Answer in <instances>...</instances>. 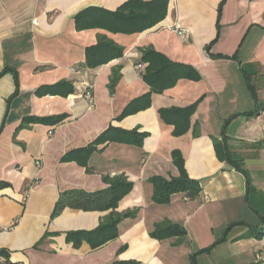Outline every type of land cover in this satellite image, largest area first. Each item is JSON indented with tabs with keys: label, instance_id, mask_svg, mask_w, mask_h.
I'll return each mask as SVG.
<instances>
[{
	"label": "crops",
	"instance_id": "obj_1",
	"mask_svg": "<svg viewBox=\"0 0 264 264\" xmlns=\"http://www.w3.org/2000/svg\"><path fill=\"white\" fill-rule=\"evenodd\" d=\"M128 1L0 0V251L10 264H264V236L244 237L263 227L255 209L264 196V143L255 145L264 141V111L239 117L227 129L229 146L243 159L251 186L243 172L218 158L214 147L226 120L255 110L242 67L257 69L255 80L264 78V0H170L167 18L138 36L75 29L74 18L83 10L116 11ZM180 31L189 36L188 43ZM105 34L126 53L88 70L85 50ZM147 48L193 66L202 79L180 80L154 94L150 108L117 121L133 100L150 92L141 63ZM117 68L120 79L111 92ZM62 81L74 85V94H36ZM90 85L92 103L85 97ZM260 88L264 103V81ZM201 98L190 131L174 137V127L164 124L158 111L185 108ZM63 114L68 119L57 126L18 130L24 118ZM109 126L148 137L142 148L98 146L89 159L90 173L77 162L63 161ZM174 151L182 154L201 192L196 198L176 194L169 204H157L150 178L179 176ZM107 175H124L134 185L117 211L139 209V214L120 224L117 239L97 249L86 241L75 247L66 233L95 230L109 212L66 207L54 217L55 207L63 193L106 189ZM164 222L181 226L185 237L153 238L151 231Z\"/></svg>",
	"mask_w": 264,
	"mask_h": 264
},
{
	"label": "trees",
	"instance_id": "obj_2",
	"mask_svg": "<svg viewBox=\"0 0 264 264\" xmlns=\"http://www.w3.org/2000/svg\"><path fill=\"white\" fill-rule=\"evenodd\" d=\"M170 0H153L146 2L144 0H129L120 6L116 11H109L103 8H87L80 12L74 18L75 29L78 32L87 30H104L107 33L124 36H138L143 32L154 28L163 22L168 16V7ZM127 48L116 43L106 34L100 35L95 45H92L85 50L84 67L88 70L99 69L110 62L124 57ZM213 58H223L221 56ZM237 58V57H235ZM141 63L146 65L143 73L144 82L150 87V92L133 100L116 119L122 121L130 115H134L140 111H144L151 107L152 97L154 94H163L165 91L174 88L180 80L200 81V73L191 65L178 63L170 60L167 56L157 52L153 48H147L142 51ZM242 67V72L246 80L249 92L255 104V110L244 114H236L226 120L221 139H214V147L218 158L226 162L232 168L241 171L248 179V185L251 186L248 174L243 169V159L232 153L227 138V129L230 124L239 117H257L260 112L264 111V103L258 96V89L255 82L257 76L256 70L254 73H248ZM252 68V67H250ZM253 69V68H252ZM120 79V68L114 69L110 78V91L114 88ZM91 86V85H90ZM75 88L71 82L62 81L53 85L40 87L36 94L39 97L44 96H60L67 98L74 94ZM203 98L185 108H167L158 111L160 120L174 127L173 136L181 137L186 135L191 129L192 116L196 113L197 107ZM68 119L67 114L51 117H27L24 118L19 129L29 127L34 124H46L57 126ZM198 131V127L196 132ZM148 137L145 133H139L137 130L125 131L120 128L109 126L96 140L86 147L79 148L68 152L63 161L77 162L80 166L86 168L87 172H91L89 168V159L97 150L98 146L107 143H119L142 148L144 140ZM263 142L258 143L255 147L260 148ZM173 163L179 171V176L167 180L160 176L150 178V182L154 186L153 200L157 204H169L172 197L176 194L185 193L191 198H196L201 187L198 181L189 177L185 161L179 151L172 153ZM103 181L108 185L104 190L87 193L84 191H69L63 193L57 203L53 216H57L61 210L70 207L75 210L82 211H100L109 212L103 218L100 225L92 231H71L66 233L68 243H73L75 247H79L82 242L86 241L92 249H97L106 243L115 240L120 235V224L128 218H136L139 214V209L118 212L119 203L131 193L133 183L124 175L110 177L103 176ZM250 192L252 191L249 188ZM254 195V194H252ZM260 201L256 205V212L261 215L263 227L260 229L250 230L244 237L254 236L261 238L264 236V196H260ZM150 235L158 240H163L169 237H185V230L178 225L164 222L155 226ZM0 256H5L7 263L9 262L8 254L0 251ZM113 264H137L135 262H115Z\"/></svg>",
	"mask_w": 264,
	"mask_h": 264
},
{
	"label": "built area",
	"instance_id": "obj_3",
	"mask_svg": "<svg viewBox=\"0 0 264 264\" xmlns=\"http://www.w3.org/2000/svg\"><path fill=\"white\" fill-rule=\"evenodd\" d=\"M179 33V36L181 38V40L184 42V43H188L189 42V36L185 33V32H178ZM91 86H88V90L86 91L85 93V97L88 101H90L92 103L93 101V95L92 93L90 92L91 90ZM260 258V257H259ZM0 263L2 264H8L7 263V259L5 258V256H0Z\"/></svg>",
	"mask_w": 264,
	"mask_h": 264
},
{
	"label": "rangeland",
	"instance_id": "obj_4",
	"mask_svg": "<svg viewBox=\"0 0 264 264\" xmlns=\"http://www.w3.org/2000/svg\"><path fill=\"white\" fill-rule=\"evenodd\" d=\"M245 69H246V71L248 72V73H254V71H253V69L252 68H250V67H245ZM256 71H257V69H256ZM263 79V80H262ZM262 79H257L256 78V80H255V82H256V85H257V87H258V89L259 90H261L262 88H260L261 87V85H262V83H263V81H264V78H262ZM252 100H253V98H252Z\"/></svg>",
	"mask_w": 264,
	"mask_h": 264
}]
</instances>
